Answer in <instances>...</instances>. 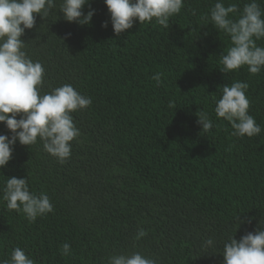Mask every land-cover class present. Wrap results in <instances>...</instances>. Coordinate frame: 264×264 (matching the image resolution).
Instances as JSON below:
<instances>
[{"label": "trees", "instance_id": "obj_1", "mask_svg": "<svg viewBox=\"0 0 264 264\" xmlns=\"http://www.w3.org/2000/svg\"><path fill=\"white\" fill-rule=\"evenodd\" d=\"M214 3L185 0L167 29L137 21L119 37L104 0L84 7L85 15L94 10L87 25L66 21L58 7L46 20L36 16L22 39L46 70L43 91L71 84L93 102L72 113L81 135L66 163L42 145H14L0 188L8 177H26L54 211L29 222L0 200V260L20 247L35 264H105L134 252L161 264H223L227 236L239 240L264 225V71H220L231 42L206 18ZM157 72L161 86L152 79ZM236 80L249 84L258 136L235 137L215 115L223 86ZM202 110L215 121L207 132L197 123ZM0 134L11 135L3 123ZM239 214L252 222L236 231ZM140 228L147 235L136 240ZM208 237L217 247L205 253L199 244ZM64 243L72 255L61 254Z\"/></svg>", "mask_w": 264, "mask_h": 264}, {"label": "clouds", "instance_id": "obj_2", "mask_svg": "<svg viewBox=\"0 0 264 264\" xmlns=\"http://www.w3.org/2000/svg\"><path fill=\"white\" fill-rule=\"evenodd\" d=\"M110 14L113 31L119 37L133 28L134 22H155L167 29L170 18L177 16L185 7V0H104ZM90 0H0V123L11 135L0 134V169L13 158L14 145H42L43 151L64 164L71 157L72 142L81 133L76 127L72 113L88 109L92 98L76 90L71 84L44 92L45 68L28 54L27 43L22 39L25 31L36 25V16L46 20L58 7L63 18L79 25L90 24L94 10L85 15L83 9ZM211 25L229 37L231 46L221 53L222 73L237 72L246 67L255 76L264 71V8L258 0H248L241 8L237 3L215 0L206 17ZM108 22L102 27L106 28ZM70 36V34H68ZM163 73L152 76L156 86H161ZM247 82L236 80L225 84L221 97L215 100V115L230 123L232 135L252 138L262 132L255 117L249 113L251 101L246 93ZM169 107H174L170 104ZM19 116V119L17 117ZM197 123L202 131L213 129L215 121L203 110L199 112ZM0 200L6 202L7 209L22 212L29 222L44 217L54 211V205L45 192L30 190L26 177H8L0 188ZM238 224L251 223L242 220L240 214L234 217ZM235 231V233H236ZM147 235L140 228L135 236L139 240ZM217 247L214 237H208L199 244L205 253ZM63 256L72 255L69 243L61 246ZM223 264H264V225L261 220L255 232H248L239 240L229 235L224 240ZM0 264H35L25 250L16 247L10 258L0 260ZM105 264H161L158 258L147 257L140 252L111 255Z\"/></svg>", "mask_w": 264, "mask_h": 264}]
</instances>
